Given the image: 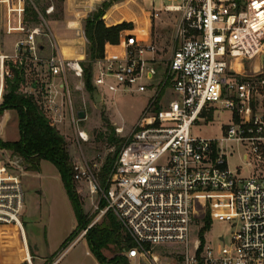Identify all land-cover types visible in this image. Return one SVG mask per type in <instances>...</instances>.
Returning <instances> with one entry per match:
<instances>
[{"label": "built area", "instance_id": "obj_1", "mask_svg": "<svg viewBox=\"0 0 264 264\" xmlns=\"http://www.w3.org/2000/svg\"><path fill=\"white\" fill-rule=\"evenodd\" d=\"M28 7L38 14L37 23L26 22ZM53 13V6L46 9L47 15ZM147 13L150 25L162 13L175 15L172 55L161 68L151 29L123 30L119 44L105 45L92 79L103 100L147 90L152 96L106 186L87 165H74V179L86 181L90 194L105 200L104 208L95 206L99 219L109 211L117 217L133 242L121 253L130 264H163L152 251L166 246L181 249L178 264H264V111L253 108L264 86V0H166L160 10ZM11 36H16L13 53L5 54L2 42ZM43 37L51 43L48 56L40 44ZM52 43V31L35 0H0V107L13 69L21 70L22 92L34 96L51 125L63 122L66 107L76 134L87 142V133L77 130L81 120L68 80L71 75L85 84L83 62L54 52ZM255 64L263 75L258 86L254 76L243 73ZM218 108L232 114L221 137L195 136L194 126ZM6 116L0 113V127L6 126ZM116 132L122 134L124 127ZM234 145L243 149L240 159L247 176H242V166L234 170L229 165ZM7 152L0 148V226L14 225L23 232L21 173L26 172L21 158L12 152L7 157ZM206 218L210 227L215 220L231 222L236 230L230 241L220 235L214 248L200 237L191 246L192 227L200 226L201 232ZM13 261L34 264L27 246L25 255Z\"/></svg>", "mask_w": 264, "mask_h": 264}, {"label": "rangeland", "instance_id": "obj_2", "mask_svg": "<svg viewBox=\"0 0 264 264\" xmlns=\"http://www.w3.org/2000/svg\"><path fill=\"white\" fill-rule=\"evenodd\" d=\"M106 2L109 3L111 0H35L39 12L44 16L52 31L53 51L56 52L58 46L63 48L65 55L69 52L67 48L86 53L88 41L84 33L85 21ZM164 4H166V0H124L114 2L103 17L105 24L112 16L117 17L118 20H123L120 24L124 22L132 24V29L127 31L138 33L140 30L151 29L152 39L159 50L158 59L163 60L161 68H165L174 49L175 15L162 13L159 19L152 21L150 25L147 12L154 9L160 10ZM50 6L54 7V13L47 15L46 9ZM71 22L75 24L70 26ZM15 38L16 36H11L4 39L2 43H5V52H13ZM40 44L44 46V50L49 54L48 48L51 45L49 39L43 37ZM83 60L87 65V56ZM261 71L262 69L255 64L247 66L243 73L254 76V79L251 80L258 86L259 80L263 76L260 73ZM68 80L75 115L80 111H85L87 116L86 119L77 122V130L86 132L88 141H82L76 134L66 107L62 111L63 122L54 126L66 139L73 165L89 166L100 181L99 174L107 159L111 157L114 161L117 160L123 145L130 137L132 128L136 126L147 107L152 92L147 90L145 93L110 94L108 99L103 100L102 98V101L96 102L93 95L84 87L85 84H80L79 80L71 75L68 76ZM60 82L61 79L58 78L57 85ZM78 85L82 87L81 90L76 89ZM24 90L25 87L21 86V92ZM259 93L260 96L254 97V102H256L255 112L257 113L264 111L261 90H259ZM61 95L66 94L61 92ZM61 97L59 96V98ZM6 112L9 114L10 119L5 127H0V140L3 142H16L20 139L17 115L14 111ZM231 116L230 111L218 108L215 113H211L206 118V121H199L194 126V135L199 138H220L223 128L230 123ZM118 126L124 127L122 134H117L116 128ZM112 138L116 141L112 142ZM242 154L243 149L234 145V154L229 158V165L234 170L237 166H242V176H247L248 169L242 165L240 159ZM6 156H12V153L8 151ZM2 157L6 160L5 155ZM23 165L22 169L26 174L21 173L25 196L21 219L28 241L27 248L34 264H48L53 258H48L44 262H41V260L60 250L62 244L75 230L76 219L72 213V207L70 208V204L66 199L55 166L48 161H42L40 171L28 173L25 163ZM75 188L83 203L85 213L93 218L92 222L97 221L100 214L95 210V206L98 203L101 206V203L105 200H101L99 196L91 195L86 181L75 182ZM102 221L103 218L99 219L97 223ZM235 230L236 228L232 226L231 222L215 220L209 231L204 234V239L207 244L216 248L218 236L224 235L227 242H229ZM196 240H200V226H193L191 229V246ZM86 241V238L84 240L80 239L68 251L66 249L61 250L54 260L60 258L57 264H97L96 258L94 259L86 254ZM25 249L26 244L20 229L14 225L0 226V264H16L13 261L14 256L23 257ZM180 252L181 249L175 246L157 247L152 251L160 257L163 264H178ZM104 254L110 259L121 253L116 248L111 247L104 251ZM36 257L38 258L36 259Z\"/></svg>", "mask_w": 264, "mask_h": 264}, {"label": "trees", "instance_id": "obj_3", "mask_svg": "<svg viewBox=\"0 0 264 264\" xmlns=\"http://www.w3.org/2000/svg\"><path fill=\"white\" fill-rule=\"evenodd\" d=\"M124 0H111V2H121ZM106 2L102 7L89 16L84 25L85 37L88 41L87 60L84 66V83L86 90L93 93V66L94 62L104 57L106 44L119 43L120 33L123 30H131L132 24L122 23L107 27L103 17L113 3ZM107 19V15H106ZM25 20L28 24L38 22V14L32 7L26 10ZM24 83V74L21 70L13 69V78L7 81V91L4 96V102L0 107L1 115L6 111H14L17 115L18 129L20 139L16 142H3L0 140V148L12 152L23 160L28 172L40 171L42 161H48L55 166L65 191L73 208L77 227L62 244L59 252L65 250L75 241L84 231L89 249L99 264H130L124 256L116 255L113 258H107L104 251L111 247L116 248L122 253L125 249L133 247L130 237L122 231L121 225L112 211L106 213L101 223H96L88 229L93 218H90L84 211L83 203L76 192L75 172L72 158L69 153L65 137L59 130L52 126L49 119L41 111L34 96L21 92V86ZM263 97L264 109V86L260 87ZM256 102L253 100V108ZM116 141L112 138V142ZM114 159L109 157L100 172V183L103 187L107 181L114 166ZM106 206V202L101 203V208ZM210 219L206 218L205 227L200 232L201 240L204 244V234L210 229ZM56 257V254L51 258Z\"/></svg>", "mask_w": 264, "mask_h": 264}, {"label": "crops", "instance_id": "obj_4", "mask_svg": "<svg viewBox=\"0 0 264 264\" xmlns=\"http://www.w3.org/2000/svg\"><path fill=\"white\" fill-rule=\"evenodd\" d=\"M123 20H118L117 19V17H111L110 18V20L108 21V23H106V25H107V27H111V26H115V25H118V24H120L121 22H122ZM75 23H70V26H73ZM14 42H15V40H14ZM54 42V41H53ZM5 44V43H4ZM14 44V43H13ZM56 46H57V44H56ZM3 49H4V45H3ZM68 49V51L69 52H67V55H65L64 54V52H63V48H60V47H56V50L59 52V53H61L62 55H64L66 58H68V59H73V60H79V61H84L83 59L86 57V53L85 52H82V51H80V50H76V49H72V48H67ZM49 54L47 53V51H44L43 52V54L44 55H50L52 52H51V48H50V46H49ZM4 51H5V49H4ZM3 53H5V54H12L13 52H3ZM6 114H7V112H6ZM17 117V116H16ZM6 123L8 122V120L10 119V117H9V114H7V116H6ZM29 173V172H28ZM27 173V174H28ZM31 173V172H30ZM58 178H59V180H60V183L62 184V186H63V189H64V192H65V195H66V199L68 200V202H69V204H70V208L72 207L71 206V203H70V201H69V198H68V196H67V193H66V191H65V188H64V185H63V182H62V180H61V177H60V175L58 176ZM72 213H73V215H74V217H75V214H74V211H73V208H72ZM199 216H200V214H199ZM75 219H76V217H75ZM75 227H77V220H76V224H75ZM76 229V228H75ZM22 234H23V238H24V242H25V244H26V246L28 247V241H27V238H26V234H25V231H24V228H23V232H22ZM84 240L85 239V235H80L75 241H73L70 245H69V247L66 249V251H68L70 248H72L79 240ZM86 247H87V250H86V254H87V256H90V257H92V258H94L95 259V257L93 256V254L91 253V251H90V249H89V246H88V243H87V241H86ZM65 251V252H66ZM59 252V251H58ZM58 252H56V253H54V254H52V255H49L47 258H44V259H42L41 260V262H44L46 259H48V258H51L52 256H54L55 254L57 255L58 254ZM38 257H36V259H37ZM55 259V257L53 258V260ZM60 259V258H59ZM59 259H56V261L58 262L59 261ZM52 260V261H53ZM51 261V262H52ZM51 262H49V263H51ZM48 263V264H49ZM96 263L97 264H99V262L98 261H96Z\"/></svg>", "mask_w": 264, "mask_h": 264}, {"label": "water", "instance_id": "obj_5", "mask_svg": "<svg viewBox=\"0 0 264 264\" xmlns=\"http://www.w3.org/2000/svg\"><path fill=\"white\" fill-rule=\"evenodd\" d=\"M260 59H261V64H262V66H264V55H262V56L260 57ZM246 63H247V62H244V64H246ZM92 95H93V97H94V99H95L96 102H100V101H102V97H101V95L99 94V92H98L97 90H94V92L92 93ZM78 118H79L80 120H84V119H86V113H85V111H80V112L78 113ZM21 163L24 164V162H23L22 159H20V161H19V164H21Z\"/></svg>", "mask_w": 264, "mask_h": 264}]
</instances>
